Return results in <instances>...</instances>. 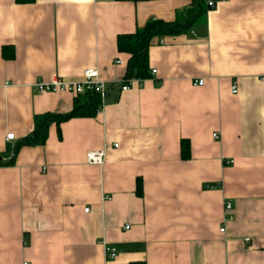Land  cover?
<instances>
[{
  "label": "crops",
  "instance_id": "1",
  "mask_svg": "<svg viewBox=\"0 0 264 264\" xmlns=\"http://www.w3.org/2000/svg\"><path fill=\"white\" fill-rule=\"evenodd\" d=\"M203 1L0 0V264H107L104 245L108 264H264V0ZM196 11L121 91L118 35ZM88 67L107 87L99 113L14 153L35 116L72 110L35 82Z\"/></svg>",
  "mask_w": 264,
  "mask_h": 264
},
{
  "label": "trees",
  "instance_id": "2",
  "mask_svg": "<svg viewBox=\"0 0 264 264\" xmlns=\"http://www.w3.org/2000/svg\"><path fill=\"white\" fill-rule=\"evenodd\" d=\"M16 2H25L27 0H15ZM123 1H146V0H123ZM197 4V8L202 12L204 10L203 0H193ZM187 12L182 16L183 19H176L175 21H164L159 19H152L141 28L135 29L131 34H120L116 40V47L129 55L127 60V69L124 78H138L140 80L148 78V45L152 38L161 37L164 35H176L185 31L193 17L195 18L200 13ZM192 16V17H191ZM100 109V100L97 93L89 91L83 95L75 96L72 110L67 113H53L45 112L35 116L34 128L31 133L20 139L16 143L13 152L16 153L21 146L43 145L46 141V135L49 126L54 123L58 127L60 122L66 121L75 117H90L95 116ZM59 136V135H58ZM182 157L189 156L188 142H181ZM140 182L136 187V194L139 195ZM134 264H143L141 262Z\"/></svg>",
  "mask_w": 264,
  "mask_h": 264
},
{
  "label": "built area",
  "instance_id": "3",
  "mask_svg": "<svg viewBox=\"0 0 264 264\" xmlns=\"http://www.w3.org/2000/svg\"><path fill=\"white\" fill-rule=\"evenodd\" d=\"M207 7L212 8L215 6V3L219 0H205ZM114 63L118 64L120 63V60L115 61ZM151 73H155V70H151ZM264 80V78H263ZM133 81L140 82L142 80L138 78H130V79H122L119 81V89L121 91L129 90L130 84ZM193 83L197 85H201L203 83L202 79H193ZM35 86H37L38 91L40 93L49 92L53 94H59V93H67L71 94L73 96L77 95H83L86 92L93 91L94 93H97L100 100V109L102 105L104 104L105 98H106V83L102 78H100L98 71L95 68L88 67L87 69L83 70L81 74V78L79 80L74 81H66L64 79H53L52 81L46 82L42 80H37L35 82ZM231 93L235 94L237 90H235V86H231ZM100 109L97 111V114L99 113ZM215 135V134H213ZM216 136V135H215ZM6 140L13 139L12 134H6L5 136ZM104 152L103 150H91L88 152L86 156V160L88 164H96L100 165L103 160ZM224 209H230V203L228 201L224 204ZM88 208H84L83 211H87ZM128 227V226H126ZM220 232L224 231V228L219 229ZM105 261L108 264V262H112L114 260L115 256V248L111 245H104L103 248ZM22 264H27L26 262H23Z\"/></svg>",
  "mask_w": 264,
  "mask_h": 264
},
{
  "label": "water",
  "instance_id": "4",
  "mask_svg": "<svg viewBox=\"0 0 264 264\" xmlns=\"http://www.w3.org/2000/svg\"><path fill=\"white\" fill-rule=\"evenodd\" d=\"M0 160H1V157H0Z\"/></svg>",
  "mask_w": 264,
  "mask_h": 264
}]
</instances>
